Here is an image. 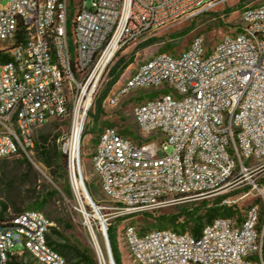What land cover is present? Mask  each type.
<instances>
[{"label": "built area", "instance_id": "obj_1", "mask_svg": "<svg viewBox=\"0 0 264 264\" xmlns=\"http://www.w3.org/2000/svg\"><path fill=\"white\" fill-rule=\"evenodd\" d=\"M4 1L0 160L28 158L39 129L69 123L61 152L97 264H115L109 230L117 221L200 204L244 184L264 199L252 180L264 173V2L243 9L241 33L213 47L197 36L183 52L157 53L115 83L105 99L111 107L139 90L167 93L135 105L140 143L112 126L98 134L91 160L104 199L95 202L85 184L82 139L117 56L233 0H78L71 28L70 0ZM263 222L252 205L242 220L219 217L198 238L173 228L140 235L126 225L117 243L131 264H264ZM53 227L38 211L1 224L0 264L24 253L36 264H67L49 244ZM17 247L23 250L14 253Z\"/></svg>", "mask_w": 264, "mask_h": 264}, {"label": "rangeland", "instance_id": "obj_2", "mask_svg": "<svg viewBox=\"0 0 264 264\" xmlns=\"http://www.w3.org/2000/svg\"><path fill=\"white\" fill-rule=\"evenodd\" d=\"M77 2L78 0H70V28L77 9ZM263 2L264 0H233L229 4L220 6L213 11L177 21L154 33L142 45L120 53L114 61L112 68L120 63V68L127 65V68L119 77V81L125 80L141 62L160 52L170 54L183 52L197 36H203L206 46L213 47L224 36L241 33V13L243 9L250 6H257ZM6 6L7 2L0 0V7L5 8ZM110 81L111 77L109 75L89 114L82 139L85 184L90 196L95 202L104 199L91 160L92 153L98 144V134L102 129L112 126L121 132L128 133L127 137L140 143L143 138L134 121L133 112L135 105L137 102L145 99L153 100L162 93H167V91L163 92L156 89L139 90L131 93L116 107L109 106L106 100H104L102 103L103 113L96 121L93 117L96 113V102ZM68 134L69 123L66 120H54L38 130L36 140L40 136H47L49 137L50 145L57 147L61 151V144L68 137ZM168 153H172V148H169ZM24 159H28L31 164L33 163L32 168H29L24 162ZM62 165L64 166L62 169L65 170L61 173L62 176L59 175L58 181L64 184V179L68 180L66 158L65 163L63 162ZM0 169H3L0 177V204L4 203L9 207L8 215L16 214L15 210L24 212L38 211L45 214L61 235L60 239L51 232L50 237L54 242L76 248L97 262L88 242L82 218L75 211L73 197L68 198L60 192V188L53 180L51 171L35 160L34 153L29 154L28 158L27 156L17 155L9 159L1 160ZM252 180L256 181L259 189H264V173L253 175ZM48 187L55 189L58 194L49 203L41 207L42 200L49 194L50 190ZM220 197H224V200L227 202L224 205L230 206L229 204H231V206H234L235 219L242 220L245 217L247 209L252 205H258L261 216L264 217V199L262 193L250 188L247 184H244L243 187L234 192L226 193ZM217 198L209 201L213 202ZM198 205L175 206L152 215H139L131 217L126 221L120 220L115 222L110 229V236L112 241L118 246L120 264H131L125 251L117 243L118 235L122 227L126 225L135 226L140 230V235L162 229L174 228L175 226L169 220H160V217L175 216L182 213V211L194 209ZM181 222L182 219L179 220V223ZM262 225H264V222ZM22 250L21 247H17L13 252L17 253ZM26 260L31 261L32 264H36L30 256Z\"/></svg>", "mask_w": 264, "mask_h": 264}, {"label": "trees", "instance_id": "obj_3", "mask_svg": "<svg viewBox=\"0 0 264 264\" xmlns=\"http://www.w3.org/2000/svg\"><path fill=\"white\" fill-rule=\"evenodd\" d=\"M71 22V17H70ZM121 63L116 65L110 71L111 81L109 82L107 88L99 97L96 102V113L93 116L97 121L99 117L102 115V103L106 99L108 93L115 85V83L119 80V77L127 68V65H124L120 68ZM123 135L127 136L128 133L121 132ZM35 160L38 163H41L43 166L48 168L51 171L53 176V180L56 185L60 188V192L63 193L68 198L71 197V191L69 187V183L67 179L64 184L59 183L58 178L61 173L64 172L65 169H62L64 166L62 163H65V156L57 147L50 145L49 137L40 136L36 140L35 145ZM1 161V160H0ZM24 162L32 168V164L28 159H24ZM2 170L0 169V177L2 175ZM31 170V169H29ZM62 176V175H61ZM49 188V194L42 200L41 207L45 206L58 192L52 187ZM224 197H219L215 199L213 202L204 201L200 203L194 209H190L188 211H182V213L177 214L175 216H161L160 220H169V222L175 226L173 229L178 232H189L195 237H200L203 229L214 222L219 217H230L234 218L235 209L234 206L223 205L222 202ZM8 206L4 203L0 204V225L12 218L13 216H17L25 213L24 211L15 210L16 214L8 215ZM182 219V222L179 223V220ZM261 222H263V216H261ZM51 232L61 239L60 233L54 227L51 229ZM109 239L111 243V250L115 264H120L119 254H118V246L115 242L112 241L109 230ZM49 244L55 251H57L67 262V264H97L92 258L88 257L85 253L80 252L78 249L70 247L68 245H61L54 242L49 236ZM29 253H24L22 256H15L12 258L10 264H32L31 261L26 260L29 257ZM31 257V256H30ZM32 258V257H31Z\"/></svg>", "mask_w": 264, "mask_h": 264}, {"label": "bare ground", "instance_id": "obj_4", "mask_svg": "<svg viewBox=\"0 0 264 264\" xmlns=\"http://www.w3.org/2000/svg\"><path fill=\"white\" fill-rule=\"evenodd\" d=\"M77 140H78V138L76 139V143H77Z\"/></svg>", "mask_w": 264, "mask_h": 264}]
</instances>
